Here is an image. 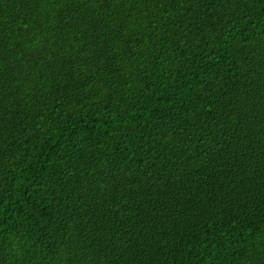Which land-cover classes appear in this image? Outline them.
Wrapping results in <instances>:
<instances>
[{
	"label": "trees",
	"instance_id": "1",
	"mask_svg": "<svg viewBox=\"0 0 264 264\" xmlns=\"http://www.w3.org/2000/svg\"><path fill=\"white\" fill-rule=\"evenodd\" d=\"M0 264H264V0H0Z\"/></svg>",
	"mask_w": 264,
	"mask_h": 264
}]
</instances>
